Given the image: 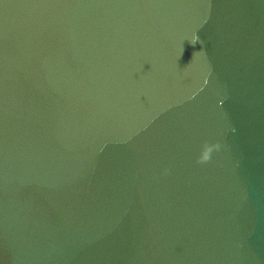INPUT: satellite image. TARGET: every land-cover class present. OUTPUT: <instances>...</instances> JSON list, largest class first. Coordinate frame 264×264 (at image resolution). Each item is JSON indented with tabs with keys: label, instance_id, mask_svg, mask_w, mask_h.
I'll list each match as a JSON object with an SVG mask.
<instances>
[{
	"label": "water",
	"instance_id": "obj_1",
	"mask_svg": "<svg viewBox=\"0 0 264 264\" xmlns=\"http://www.w3.org/2000/svg\"><path fill=\"white\" fill-rule=\"evenodd\" d=\"M0 264H264V0H0Z\"/></svg>",
	"mask_w": 264,
	"mask_h": 264
},
{
	"label": "clouds",
	"instance_id": "obj_2",
	"mask_svg": "<svg viewBox=\"0 0 264 264\" xmlns=\"http://www.w3.org/2000/svg\"><path fill=\"white\" fill-rule=\"evenodd\" d=\"M211 150H212L211 147L207 148V152H211ZM207 152H206L205 157H204L205 159H207Z\"/></svg>",
	"mask_w": 264,
	"mask_h": 264
}]
</instances>
